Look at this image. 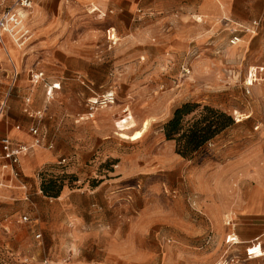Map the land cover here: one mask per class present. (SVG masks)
Instances as JSON below:
<instances>
[{"label": "rangeland", "instance_id": "obj_1", "mask_svg": "<svg viewBox=\"0 0 264 264\" xmlns=\"http://www.w3.org/2000/svg\"><path fill=\"white\" fill-rule=\"evenodd\" d=\"M204 1L32 0L29 39L3 36L0 139L18 125L27 151L17 175L0 158V264H264L244 239L264 217L234 214L264 176V81L245 91L248 68L264 67V0H237L236 17ZM187 101L201 104L188 118L209 105L233 120L190 158L162 128Z\"/></svg>", "mask_w": 264, "mask_h": 264}, {"label": "built area", "instance_id": "obj_2", "mask_svg": "<svg viewBox=\"0 0 264 264\" xmlns=\"http://www.w3.org/2000/svg\"><path fill=\"white\" fill-rule=\"evenodd\" d=\"M32 0H13L12 4L0 13V42H3V36L7 35L10 40L17 46H22L30 36L29 28L26 25V11L31 7ZM264 11V4H263ZM261 17L259 19H254L250 22V24L244 28L247 32L254 33L256 29L259 27ZM240 37L237 35H232V38L229 39L230 44H236L239 42ZM231 79L237 81L238 74L235 71L229 70L228 74ZM17 76V72H14V78ZM43 79L42 71H30V80L33 83L38 82ZM264 81V67L263 66H252L248 69L246 74V93L251 92L249 87L252 84ZM28 102L29 99L26 98ZM111 99H105L101 104L111 103ZM91 104H96L95 101H92ZM92 105H90V109H92ZM38 117H42V112L37 111ZM92 116V115H91ZM19 128V126H16ZM30 133L33 135L34 142L36 144L42 141V137H44L41 133L39 134L38 128L35 126L30 127ZM0 144L2 146V152L0 153V158L4 159L6 163L3 167H9L10 171L13 175L19 174L16 167L19 161V156H22L23 153L27 151L26 145L22 143H12L10 139L6 136L0 139ZM51 147V144H48ZM22 154V155H21ZM230 220L228 221V223ZM39 236V234L37 235ZM255 252L248 250L246 253L248 257L252 256Z\"/></svg>", "mask_w": 264, "mask_h": 264}, {"label": "trees", "instance_id": "obj_3", "mask_svg": "<svg viewBox=\"0 0 264 264\" xmlns=\"http://www.w3.org/2000/svg\"><path fill=\"white\" fill-rule=\"evenodd\" d=\"M198 106L201 104L183 102L162 126L165 138L175 141V151L183 157H192L199 148L233 123L229 115L209 105H203L197 114L188 118ZM61 187L59 178H48L41 183V190L48 196H58Z\"/></svg>", "mask_w": 264, "mask_h": 264}, {"label": "crops", "instance_id": "obj_4", "mask_svg": "<svg viewBox=\"0 0 264 264\" xmlns=\"http://www.w3.org/2000/svg\"><path fill=\"white\" fill-rule=\"evenodd\" d=\"M86 1H89L90 3H93L98 7H103V6H107V5L120 6L121 2L124 0H86ZM236 1L237 0H205L204 2H210V3L212 2L215 5V8H217V10L223 12L225 15H227L229 17H236L233 13V10H232V5ZM259 1H262V0H259ZM255 15H256V13H254L251 17H254ZM254 19H258V17L251 19V21H253ZM251 21H249V23ZM4 36H5V40L9 41L7 39L9 37L7 35H4ZM3 44H5V42ZM246 74H247V72H246ZM263 100H264V96H263ZM246 116H248V115H246ZM16 126H18V125H15L13 127L6 129L5 135L7 137L11 136L8 138L10 139V141L12 143H21L19 141H25V139H27L26 138L27 136L23 135V134H19L17 131H19L20 128H16ZM0 131L2 133L4 132V131H2V129H0ZM12 138H15L16 140H19V141L15 142ZM0 146H1V144H0ZM0 150L2 152V146H1ZM25 154L26 153H23V155L22 154L21 155L24 156ZM44 158H47V155H42L40 157H36L35 160L40 162ZM27 160L29 162L27 165L25 164V167L28 170L29 166H31V164H32V161L29 160L28 157H27ZM18 167L19 166L17 164V167H16L17 171L19 169ZM257 199L259 200V202H255ZM234 212H235L234 214H243V215L252 216V217L256 216L257 219H260V216L264 217V176L263 175H262V178L260 179L259 183L255 184V185H251L243 193H241L239 196L236 195ZM258 226L259 225H257L256 227H253L251 229L250 234L246 238H244L246 243H248V245L245 246L246 252H248V250L252 251L253 247H260L259 238L262 235V233H264V231H262V228H259ZM250 244L252 247L249 246ZM254 254L252 256L248 257V261H250L251 263L257 262V259H254V258H257V257L263 255L264 253H261V254L254 253Z\"/></svg>", "mask_w": 264, "mask_h": 264}]
</instances>
